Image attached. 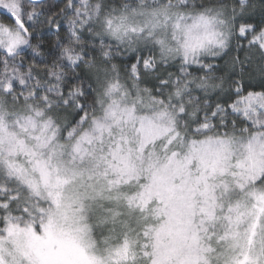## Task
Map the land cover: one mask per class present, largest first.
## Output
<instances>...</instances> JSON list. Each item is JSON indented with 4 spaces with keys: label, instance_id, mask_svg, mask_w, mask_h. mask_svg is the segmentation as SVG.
I'll list each match as a JSON object with an SVG mask.
<instances>
[{
    "label": "snow or ice",
    "instance_id": "obj_1",
    "mask_svg": "<svg viewBox=\"0 0 264 264\" xmlns=\"http://www.w3.org/2000/svg\"><path fill=\"white\" fill-rule=\"evenodd\" d=\"M0 264H264V0H0Z\"/></svg>",
    "mask_w": 264,
    "mask_h": 264
}]
</instances>
